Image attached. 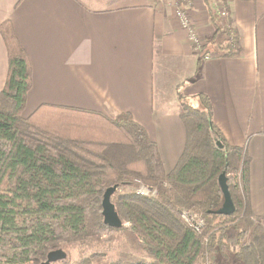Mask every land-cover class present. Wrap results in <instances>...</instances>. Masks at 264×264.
<instances>
[{
	"label": "trees",
	"instance_id": "1",
	"mask_svg": "<svg viewBox=\"0 0 264 264\" xmlns=\"http://www.w3.org/2000/svg\"><path fill=\"white\" fill-rule=\"evenodd\" d=\"M211 13L215 30L206 53L216 45L225 55L240 54L238 30ZM0 32L8 52V76L0 92V262L40 264L70 239L88 238L92 228L124 230L104 224L103 195L140 177L159 187L157 198L126 196L116 202L114 194L111 200L152 260L206 264L213 257L219 264H264V223L251 208V158L214 125L207 95L184 96L187 103L179 93L186 143L175 168L166 172L156 143L130 113L43 104L25 117L31 65L9 20ZM222 173L236 206L229 216L215 212L224 201ZM233 173L238 174L234 184ZM181 208L203 217L200 233L179 218Z\"/></svg>",
	"mask_w": 264,
	"mask_h": 264
},
{
	"label": "crops",
	"instance_id": "2",
	"mask_svg": "<svg viewBox=\"0 0 264 264\" xmlns=\"http://www.w3.org/2000/svg\"><path fill=\"white\" fill-rule=\"evenodd\" d=\"M189 1L204 46L217 2ZM8 20L32 69L25 117L43 104L130 113L169 172L186 143L179 93H203L227 142L248 151L251 208L264 223V0H231L229 17L219 18L239 32L242 52L234 56L215 45L200 58L173 5L155 0H0V26ZM7 76L0 32V92Z\"/></svg>",
	"mask_w": 264,
	"mask_h": 264
},
{
	"label": "rangeland",
	"instance_id": "3",
	"mask_svg": "<svg viewBox=\"0 0 264 264\" xmlns=\"http://www.w3.org/2000/svg\"><path fill=\"white\" fill-rule=\"evenodd\" d=\"M221 19V17H219ZM228 21L225 20L224 26H228ZM192 45V44H191ZM193 50L196 54H198L201 57H208V53H206V44H204L203 47H201V51L197 52L194 48V44L192 45ZM210 47V46H209ZM187 68V66H186ZM185 71H189L188 69H185ZM184 71V73H186ZM183 72V71H181ZM183 73V74H184ZM163 77L165 75L163 74ZM173 79H177V74L172 76ZM166 81H169L168 83H171L173 80L167 79ZM185 81V80H184ZM183 81H180L181 83ZM182 87L183 93L185 92L183 90L184 85H180L179 88ZM184 97V94H180ZM185 101L188 103L189 100L185 98ZM192 105H197V102H191ZM229 178L232 179V183L236 182V179L238 178V174L233 173L229 174ZM139 185H144L149 188H155L157 190V193L154 197H147L142 196L137 193V190L139 188ZM159 195V187L156 185L148 184L147 182L143 181L140 177L136 178L134 180V183L132 184H125L117 187L116 193H115V201L117 202V199L119 201H122L123 197L126 196H139L143 198H157ZM187 208H181L178 212V216L181 219L180 212L185 210ZM99 209L95 207V213H97ZM95 218V217H94ZM123 227L124 230L119 231H97L96 229L92 228L90 233L91 235L88 236V238L84 239H73L69 240V245L63 247L67 252V259L65 261H60L52 264H161L157 263L154 260H152L148 255L140 249L138 246V243L141 242L140 236L136 233H131L126 228L130 229L131 223L123 221ZM122 227V228H123ZM204 228V227H203ZM202 228V229H203ZM217 262L218 259H215L212 257L211 260L207 261L206 264L209 262ZM220 261L217 262L219 264ZM0 264H10L6 261H1ZM25 264H36L34 262H28ZM204 264V262L200 263ZM226 264V263H223ZM233 264H237V262H234ZM238 264H241L238 262Z\"/></svg>",
	"mask_w": 264,
	"mask_h": 264
},
{
	"label": "built area",
	"instance_id": "4",
	"mask_svg": "<svg viewBox=\"0 0 264 264\" xmlns=\"http://www.w3.org/2000/svg\"><path fill=\"white\" fill-rule=\"evenodd\" d=\"M159 4H170L174 7V13L177 16L181 26L188 31V40L196 49L197 52L201 51L203 47V40L200 38L198 31L196 30L194 23L192 22L189 16V0H155ZM231 0H216L217 2V15L222 19L229 17V4ZM137 193L142 196H151L154 197L157 193V190L153 187L149 188L144 185H139ZM181 219L194 231L200 233L202 228L205 226V221L203 217L190 209H185L180 212ZM208 264H213L209 262Z\"/></svg>",
	"mask_w": 264,
	"mask_h": 264
},
{
	"label": "water",
	"instance_id": "5",
	"mask_svg": "<svg viewBox=\"0 0 264 264\" xmlns=\"http://www.w3.org/2000/svg\"><path fill=\"white\" fill-rule=\"evenodd\" d=\"M219 184L223 193L224 201L221 207L215 211L220 215H232L236 211V206L231 198V194L228 188L225 173H222L219 177ZM117 185L109 187L102 199V215L104 224L111 228H121L123 226V221L116 210L115 204L112 202L111 198L116 193ZM68 255L67 252L62 249H56L48 252L46 260L42 261L40 264H52L60 261H65Z\"/></svg>",
	"mask_w": 264,
	"mask_h": 264
}]
</instances>
